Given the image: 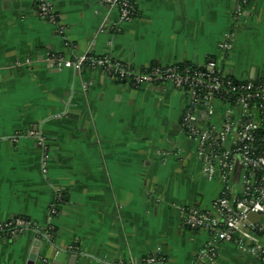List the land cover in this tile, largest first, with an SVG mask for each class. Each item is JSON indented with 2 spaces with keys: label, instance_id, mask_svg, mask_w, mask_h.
I'll return each instance as SVG.
<instances>
[{
  "label": "crops",
  "instance_id": "1",
  "mask_svg": "<svg viewBox=\"0 0 264 264\" xmlns=\"http://www.w3.org/2000/svg\"><path fill=\"white\" fill-rule=\"evenodd\" d=\"M43 1L0 0V222L34 226L0 241V264H71V254L76 264H260L186 224L185 210L211 211L244 178L239 164L228 181L205 172L185 122L191 112L198 127L207 119L187 91L48 55L138 71L188 63L255 84L264 0H131V22L101 0H53L57 25L41 18Z\"/></svg>",
  "mask_w": 264,
  "mask_h": 264
},
{
  "label": "built area",
  "instance_id": "2",
  "mask_svg": "<svg viewBox=\"0 0 264 264\" xmlns=\"http://www.w3.org/2000/svg\"><path fill=\"white\" fill-rule=\"evenodd\" d=\"M101 1L118 8L122 22H131L137 16L131 0ZM52 3L53 0H44L40 15L43 20L57 25ZM222 48L227 50L231 45H223ZM48 61L78 71L104 70L139 87L161 84L187 91L193 110L202 111L207 119L198 127L191 112L185 122L187 132L199 145V156L206 162L205 172L212 175L218 171L228 181L235 164H239L244 178L242 191L239 194L223 191L211 211L199 208L185 210L186 224L212 233L219 243L235 244L241 252L264 264V228L249 222L251 214L264 215V146L257 144L255 137L264 132V106L258 105V102L264 103V80L250 84L235 79L238 83H234L227 80L231 77L223 76L212 67L193 69L180 64L138 71L123 62L91 55L73 59L49 54ZM255 173L262 174L261 185L257 187L252 176ZM33 227L32 222L24 218L0 222V241L16 237ZM141 263L163 264L158 256H148Z\"/></svg>",
  "mask_w": 264,
  "mask_h": 264
},
{
  "label": "trees",
  "instance_id": "3",
  "mask_svg": "<svg viewBox=\"0 0 264 264\" xmlns=\"http://www.w3.org/2000/svg\"><path fill=\"white\" fill-rule=\"evenodd\" d=\"M186 65H188V66H192V65H190V64H188V63H183V64H180V66L181 67H183V66H186ZM192 68L193 69H195V67H193L192 66ZM227 80H232V81H234V83H238V82H236V80L235 79H233V78H228ZM256 104V103H255ZM258 105H263L264 106V103H261V102H258ZM264 129H262V131H263ZM263 135H264V132H260L259 134H257L255 137H256V140H257V144H262L263 146H264V141H262V137H263ZM249 174V173H248ZM251 174V173H250ZM253 176V179H254V181H256L257 182V184L255 185L256 187L257 186H260L261 185V182H262V174H260V173H255V174H253L252 175Z\"/></svg>",
  "mask_w": 264,
  "mask_h": 264
},
{
  "label": "water",
  "instance_id": "4",
  "mask_svg": "<svg viewBox=\"0 0 264 264\" xmlns=\"http://www.w3.org/2000/svg\"><path fill=\"white\" fill-rule=\"evenodd\" d=\"M84 72V71H83ZM249 222L250 223H256L264 228V215L260 214H251L249 216ZM71 264H76L77 262V255L71 254Z\"/></svg>",
  "mask_w": 264,
  "mask_h": 264
},
{
  "label": "rangeland",
  "instance_id": "5",
  "mask_svg": "<svg viewBox=\"0 0 264 264\" xmlns=\"http://www.w3.org/2000/svg\"><path fill=\"white\" fill-rule=\"evenodd\" d=\"M241 174H242V171L239 170V171H238V174L236 175V179H237V180H239V178L241 177Z\"/></svg>",
  "mask_w": 264,
  "mask_h": 264
}]
</instances>
